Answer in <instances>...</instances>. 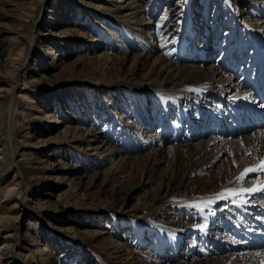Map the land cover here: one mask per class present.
I'll use <instances>...</instances> for the list:
<instances>
[{
  "label": "bare ground",
  "instance_id": "obj_1",
  "mask_svg": "<svg viewBox=\"0 0 264 264\" xmlns=\"http://www.w3.org/2000/svg\"><path fill=\"white\" fill-rule=\"evenodd\" d=\"M72 1L74 2L72 8L75 16L88 20L90 23L87 22V24L92 23L93 25L91 24L92 26L88 28L98 33L97 37H93L91 34L86 36V40H83L81 39L83 34L78 28L71 26L69 23L63 25L64 20L69 22L71 15L73 16L69 11L71 0L61 1L57 4V8L53 9V12L58 16H63L62 19L60 18L62 25L58 27L59 30L50 28L46 32H43L41 28V30L34 31L32 23L33 17L36 15L32 10L43 0L17 2L18 4L5 0L8 5L13 4L16 6L18 12H16L17 9L14 12H9L7 9L0 8V75L9 78L7 81L0 77V172L12 169L10 176L4 181L5 186H2L0 190L3 195L2 202L9 201V204H14L16 198L18 201L23 193H25V196H22L25 202L28 200L27 193L31 185L40 188L46 184L48 185V191L56 187L53 185L56 181L54 172L43 163V158L39 153L33 150L36 144L32 142L30 131L27 130L32 125L39 132L52 134L50 138L55 140V147L52 149L54 153L64 149L65 152L67 151L70 154V160L62 162L67 167V169L64 168L66 170L64 173L70 176V181L74 182V185L70 184L68 189L56 193L57 199H60L63 202L62 204L76 205L82 203L88 195L93 193L90 192L89 194L87 191L95 186L109 187L116 194L121 188L116 185L113 177L119 173L121 166L127 160L129 162V159H125V157L116 158L114 163L99 172L86 163L87 155L95 156L100 163L114 158L113 150L115 149L110 146L111 142L115 141H111L113 135L110 136L113 130L107 125L101 126L97 123L96 111H101L100 113H103L104 116L109 115L113 118V121L121 126V129L124 130L122 132L130 133V127H135L139 123L137 120L140 115L135 114L137 115L135 119H131L132 112L129 108L126 109L124 105H130L131 100L136 99L138 104L141 103V106H148L143 110H146V115L149 118L148 123L150 124L154 121L153 118L156 117L155 111L160 107L164 117L168 112L170 115L180 118L179 121L182 118H188L195 125L199 124L201 127L205 124V115L201 117L194 115L189 104L201 98L215 102L214 96L244 93L246 90L239 86L234 73L232 71L228 73L224 66L228 69L229 64L235 65L233 48L236 45L243 44L247 47L254 44L253 42L264 41L262 38H260L261 40L257 38L258 34L248 41L247 36L243 33L233 30L227 36L229 42H223L224 48H222V40L215 39V41H212L213 47H209V44L206 45L207 50L205 46L199 47L197 45L200 42L192 41L193 46L186 51L189 47L183 43L191 26L192 15L189 9L184 13H182L184 9L180 12H174L176 8L173 0ZM192 1L194 0H187L186 3L190 4ZM205 1V3L211 2V0ZM217 1L218 4L224 1L225 5L229 4L234 8H238V14L244 16L247 22H250L247 24L264 35V26L257 24L256 21V19L263 17L261 22H264V0H244L245 5L239 3V0L235 2L233 0ZM56 3H58L57 0ZM259 6L262 7L257 10ZM161 9L163 10L161 11ZM29 11L33 12L30 18ZM194 13L198 17L200 16L199 22L204 24L205 11L202 15L196 10ZM2 19L10 21L14 26L4 28L1 23ZM58 19L53 17L50 22L53 23L54 20ZM83 23L86 25V22ZM7 33H10V36L3 37ZM217 33L219 34V32ZM236 33L238 38L235 36ZM181 34L184 35L182 39ZM134 37L137 39L131 40ZM203 39L205 43L207 40L205 35ZM78 40H82V43L80 41L82 45L92 43L94 47L97 44H102L107 49L101 48V52L92 55L91 48H87L77 52L70 61L59 58L63 53L67 54L71 46L77 47ZM218 40L219 43H217ZM41 43L44 46L43 49ZM216 44L219 49L221 48V51L228 47L225 54L222 55L221 53L219 60L213 58L216 63L202 67L191 64L192 53L193 55L200 53L199 58L203 55L209 61L208 56L217 51V47L214 46ZM60 46L62 49H60ZM121 47L128 48L130 51H139L132 55L129 72L134 75L147 76L149 80L146 83L133 82L129 77L108 82L116 59H120L121 64L125 65L131 57L129 51H123L117 55L111 53V50ZM41 49L44 50L45 55L52 53L54 59L57 60L49 63L46 56L39 54ZM29 50L32 52L31 56H35V62L39 67L43 70L48 68V72L52 71V75L61 76L69 71L89 74V78L78 82L86 85L98 83L102 87L109 85L108 91L117 93L119 97L110 101L104 97L105 92L103 91H97V94L93 89H77L76 92L84 96L81 106L78 103L81 94L78 98L74 97L71 104L66 97L56 94L57 104L60 102L59 106L67 109L64 118H67L68 121H65L62 116H58L60 110L57 111L56 109L55 111V107L53 109L49 104V95H39L27 87V74L31 73L32 69L31 63L27 64ZM58 51L61 52L58 53ZM182 51L185 55L188 53L189 55H182ZM179 54L181 56L178 59L177 55ZM188 56H190V59ZM188 60H190V63ZM146 68L147 71L144 73ZM43 73H46L45 70ZM31 76H33V73ZM19 81L20 84H17ZM55 88L56 85H53L50 89L55 90ZM95 95H98V97H95ZM150 98L152 103H147ZM154 98L160 101L156 99L154 101ZM93 100L95 102L90 104ZM101 100L102 103L99 104ZM103 100L105 105H103ZM199 107L201 111L205 112L206 106L199 104ZM116 108H119V110H116ZM124 109L125 112H122ZM39 112L43 113L42 116H39ZM87 115L94 116L93 119H95L94 122L97 123L96 128L98 129L93 130L90 128L91 126L88 129L83 128L82 124L87 122ZM153 115L155 116L153 117ZM134 120H136V123ZM179 121H176V124H178L176 128L180 133V139L175 141V144L170 148L165 147V141L169 140L171 135L169 132L174 131V127L166 125L167 123L158 133L149 134L146 138L143 137V134H140L139 130L134 129L135 135H132L133 133L130 134L133 137L127 135V138L122 142L125 143L126 147L136 144V147H130L132 151L155 144V147H152V152L134 158H142L151 154L147 157V164L149 163V165L145 168L148 172L157 169L163 163L169 169V172H167L168 170L164 171L166 172L164 175L169 178L164 193H160L150 200L141 199L139 203L142 205L136 208L135 214L128 215L120 220L117 218L114 221L118 226L120 223L122 225L125 223L127 227L133 228L134 237L132 240L138 243L137 246L132 249L127 242L129 241L127 235H119L108 224L93 229L86 227V234L89 235L90 241L94 242L100 250L106 252L108 258L115 264H189L190 262L191 264H258V262L264 260V255L257 256L256 253H264L263 251L215 253L211 247L208 246V249L203 247L201 238L216 240L224 233L223 231L218 232L216 227H221L219 215L223 213L227 201L216 199L214 203L207 204V200L214 198L216 193L222 192L225 188H248L264 182V175L259 173L254 177L250 174L244 180L236 179L245 167L258 165L259 161L264 159V130L245 133L240 135L239 138H221L218 135L211 134L206 141L189 144L182 142L181 135L183 136V133L179 128L185 127L187 120L180 123ZM124 126H126V129H124ZM159 133L163 134L160 135ZM194 135L197 136V133ZM137 136L138 138H136ZM183 141H187V136ZM76 143H87L86 149L89 152L86 153L83 149V153L78 156L77 152L73 150ZM172 149L173 156L169 159V162L165 160V153L168 150L170 152ZM228 149L230 151L229 155H226L225 160L219 164L221 158L228 154ZM123 152L125 153L124 150ZM249 152L251 155L248 154ZM234 160L236 161L235 164L233 163ZM13 164H16L14 169ZM102 172L105 173L100 176ZM204 172L211 174V178L205 179V182L199 178V175ZM12 196H16V198H12ZM241 197L245 199L249 195L248 193H242L236 197H230L229 200ZM116 198L118 197L113 198V200L115 201ZM35 203L40 209L48 205L46 200L41 198H37ZM14 206L16 205L10 206L9 214H0V264H60L63 255L60 258L55 256L53 248L47 244L42 245L41 240L30 231L27 233L31 220L25 225L27 228L26 234L29 236L30 241L23 242L22 238L18 237V229L14 232L7 231L13 228L11 224L13 219L17 220L21 214L11 208ZM109 214L111 216L113 213L109 212ZM169 214H175L178 220L171 221L167 218ZM198 216L199 220L196 219ZM83 219H87L90 224L95 218L83 217ZM65 228L68 235L76 236L77 231L73 230L72 226ZM3 233L5 234L1 237ZM184 234L191 235L189 237L190 241L186 242L188 243L189 249H187L189 252L183 250L182 253L185 256L179 258L176 249L183 245ZM144 236L147 239L141 242ZM144 244H146V247L140 249ZM16 247L19 252L15 255ZM137 250L141 254L140 257H136ZM193 250H196L194 256L190 252ZM66 252H71L70 245ZM171 255L175 256V260L179 258L180 261L178 263L171 262V260H174L171 259ZM64 256H67V253ZM186 256L189 257V260H185L187 259Z\"/></svg>",
  "mask_w": 264,
  "mask_h": 264
},
{
  "label": "rangeland",
  "instance_id": "obj_2",
  "mask_svg": "<svg viewBox=\"0 0 264 264\" xmlns=\"http://www.w3.org/2000/svg\"><path fill=\"white\" fill-rule=\"evenodd\" d=\"M11 2H24V1H29V0H9ZM56 0H43V2H40L36 8H34V10H32L36 15L33 17V30L36 31L37 29H43V32L49 31L50 28L54 29V30H59V26L62 25V22H60V18L62 19L63 16H58V14H56L55 12H53V9L57 8V4L61 3V1L64 2V0H57L58 3L55 4ZM148 1V0H146ZM187 0H173V4L176 8V11L180 12L181 10L182 13H184V11L188 10L190 11L191 15H192V22H191V26L189 28V31L187 32V36L186 39L184 38L185 42L183 44L187 45V50L190 49L191 46H193V42L192 41H196L199 47L205 46L206 49V45L209 44V47L212 46V41L215 39H219L222 40L221 42H224L225 39H227V33L229 34V32L231 33L233 30L240 31L241 33H243L245 36H247V40L250 41L252 40L256 34H258L259 36H257L258 39L262 38L264 39V35L259 33L258 30L254 29L253 27L249 26L250 22H247V19L244 18V16H240L238 14V8H234L232 6L225 5L223 2H220V4H218L217 0H211V2L209 3H205L206 1L204 0H194L192 1L190 4L186 3ZM234 2L236 0H233ZM238 1V0H237ZM33 2V1H32ZM239 3L245 5L244 0H239ZM74 3L71 0V9L69 10L71 12V14H73V16L71 15V19L68 22V20H64L65 22H63V25L66 23H69L71 26H74L76 28L79 29V31L83 34L81 35V39H85L86 40V36L91 35L94 37L98 36V33L89 30L92 25L91 24H87V22H89L88 20H85L84 18L81 19L77 16H75V14L73 13V4ZM18 4V3H17ZM31 6V5H28ZM53 6V8H52ZM205 7V8H204ZM262 6H259L257 8V10L259 8H261ZM0 8L2 9H7L9 12H14L16 8V6H14L13 4H7V2H5V0H0ZM241 8V6H240ZM164 9V8H163ZM161 9V11L163 10ZM12 10V11H10ZM196 10V12L199 11V13L202 15L205 11V22L204 24H202V22L200 21V16L198 17L196 15V13H194V11ZM203 10V11H202ZM32 11H29V18L32 15ZM18 12V9L17 11ZM70 15V14H69ZM54 17L55 18H59L58 20H54L53 23L50 22V20ZM260 17V16H259ZM175 18V17H174ZM261 19L263 20V17H260V19H256V21L258 22L257 24L264 26V22H261ZM100 20V19H97ZM57 21V22H56ZM67 21V22H66ZM86 22V25H84L83 22ZM2 26H4V28H7L8 26H14L13 23H10V21H6V19H2ZM9 23V25H8ZM90 23V22H89ZM49 25V26H48ZM51 25V26H50ZM84 26V27H82ZM87 26V27H86ZM40 29V30H41ZM98 29V28H96ZM144 31V30H143ZM219 32V34L217 33ZM140 33V32H137ZM226 33V34H225ZM144 34V32H143ZM215 34V37H214ZM225 34V35H224ZM205 35V37L207 38L206 42L204 43V39L203 36ZM10 36V33H7L6 35H4L3 37L7 38ZM78 36V35H76ZM85 36V37H84ZM182 36H184L183 34H181V39ZM236 38H238L237 33L235 34ZM80 37V36H79ZM217 37V38H216ZM55 39V38H54ZM137 38L134 37L131 40H136ZM219 40L217 41V43H219ZM261 40V39H260ZM82 40H78V45L77 47H70V51H67L66 53H63L62 55L59 56V58L63 59V60H69L72 59V57H74V55L79 52V51H83L87 48H91V50L93 52H91L92 55H96L97 53L101 52V48L104 49L107 47H105V45L102 44H97V46H94V44L90 43V44H84L82 45ZM229 42L228 40L225 42L227 43ZM205 44V45H204ZM189 45V46H188ZM217 45V44H216ZM215 47H217V51L216 53H219L222 55L225 54L227 52L221 51V48L219 49L218 45ZM228 45V44H226ZM53 46V45H51ZM19 47V46H18ZM41 47L43 49V44L41 43ZM96 47V48H95ZM56 48V47H55ZM18 49V48H15ZM39 52V54L46 56L48 62L52 63V61H56L57 59H54L53 54H49L47 53L46 55L44 54V50H42ZM60 49H62V47L60 46ZM79 49V50H77ZM207 50V49H206ZM109 51V50H107ZM123 51H129V53L131 54V57L126 61L125 65L121 64V60L116 59L117 61L115 62V66L113 67L112 71H111V76H110V81H116L119 80L120 78H124V77H129L133 82L136 83H146L149 79L147 78V76H143L142 74H131L129 72V68H130V64L132 63V55L135 53H138L139 51L134 50V51H130L128 48L125 47H121V48H117L116 50H111L112 54H118L121 53ZM61 51H58V53H60ZM65 52V51H64ZM69 53V54H68ZM216 53H213V55H215ZM32 52L29 50V55H28V59H27V64L30 62L31 63V73L27 74V79H28V84L27 87L30 88L31 91L36 92L37 94H47L49 95L48 99H49V104H51V106L55 107V111L57 109L60 110L58 111V116H62L63 119L65 121H68L67 118H64V114H66L67 109L60 107V102L57 104L58 98H56V94H61L62 97H66L67 101H69V103L71 104L72 101H74V97L78 98V96H80L81 93H77V89H93L94 91H96V93L98 94L97 91H103L105 92L104 97L109 99L110 101L116 100L119 96L117 93H111L109 90V85H107L106 87H102L101 84H95V85H89V84H80L78 81L81 80H86L87 78H89V74H85V73H77V72H66L65 74H62L61 76L59 75H52V71L48 72V68H44L45 70V74L43 73L44 70L41 69L39 67V65L35 62V56H31ZM66 54V56H64ZM182 55H185L184 51H182L181 53ZM181 54L177 55L178 59L180 58ZM38 55V54H37ZM36 55V57H37ZM189 55L186 54L185 56ZM198 55H200V53L193 55V53L191 54L192 60H191V64L193 65H198V66H205V65H209V64H213L216 63L214 62L215 60H213V55L208 56V60L201 55V58L198 57ZM196 56V57H195ZM190 59V56H188ZM204 59L205 63H202V60ZM130 60V61H129ZM120 61V62H119ZM179 61V60H178ZM188 62L190 63V60H188ZM49 65V64H48ZM47 65V66H48ZM224 66V64H223ZM230 66V64H229ZM50 67V66H49ZM224 69L228 72L231 73V70L227 68ZM41 70H43V72H41ZM147 71V68L144 70V73ZM33 73V76H31V74ZM233 74V73H232ZM43 75L45 76L43 77ZM48 75V76H47ZM4 77H2L0 75L1 78L5 79V80H9V78L5 75H3ZM85 76V77H84ZM235 76V75H234ZM69 77V78H68ZM57 82V83H56ZM79 83V84H78ZM20 84V81L17 83ZM53 85H56L55 90H51L50 88L53 87ZM101 93V92H100ZM101 95V94H100ZM116 96V98H115ZM95 97H98V95H95ZM84 96L83 94H81V96L78 99V103L81 104L82 106V100H83ZM156 98H154L153 100L155 101ZM158 100V99H156ZM140 101V100H139ZM153 101V102H154ZM160 101V100H158ZM95 100L91 101L90 104L94 103ZM135 102V103H134ZM152 103V99H148L147 103ZM208 101H206V98H201L200 100H196L194 103H190V108L192 109L191 111L193 112L194 115H197V112L199 111L200 107L199 104H202L204 107L206 106V103ZM77 103V104H78ZM102 103L99 102V104ZM127 104V103H126ZM163 104V101H162ZM103 105H105L104 100H103ZM128 105V104H127ZM125 106L126 109L129 108V110H131L130 112H132V116L131 119H135V114L140 115L139 119L137 121H139V123H137V126H132L130 127L131 129H129L130 133H124L122 132L123 129H121V126L116 122L113 121V118L110 117L109 115H103V113H100L99 111H96L95 113V118L98 119V122L101 126L107 125V127H111L110 129H112V133L110 134L113 135V139L115 141L111 142V147H114L115 150L113 155L114 158L113 159H107L104 160L103 162L100 163L99 159L96 158L93 155H87V159H86V163L91 165L96 171H103L105 168L109 167V165H111L112 163H114V161L116 160V158H122L125 157V159H129V162L127 160V162L125 164H123V166H121V169L119 171V173H117L116 175H114L115 177L114 180L116 181V185L119 186L121 188L120 191H118L116 194L111 190V188L109 187H105L102 188L101 186H95L91 189H89L87 192L92 193L91 195H88L84 201L82 203L79 204H62L63 202L60 199H57L56 193L61 191V190H66L68 189V187L70 186V184L74 185V182L70 181V176L67 174H65L64 172L66 171L64 168L67 169L66 166L63 165L62 161H69L70 159V154L67 153V151L65 152L64 149H60L58 152H53L52 149H54L55 145V140L51 139L50 136H52V134L50 135V133L48 132H39L37 130V128L34 127V125H32V127L29 129H27L28 131H30V138L32 140V142H34L36 144L35 148L33 150H35V152H38L39 155L43 158V163L46 164L49 169H51L52 172H54V176L55 177V182L53 185H55L56 187H53V189H49L48 191V185H43L42 187L38 188V187H34V185H31L29 187V191L27 193L28 197L25 202L23 200V197L25 196V193L22 194V196L20 197V199L17 201L16 196H12V198H16V202H14V204L12 203H8L9 201H5L2 202L3 199V195L1 194L0 191V214L4 213L3 215H7L10 213V206L11 205H16L14 207L15 211H19L21 214L18 216V219H13L12 221V227L8 229L7 231L10 232H14L16 231V229H18L17 233H18V237L22 238L23 242L24 241H30L29 240V236L26 234V223L31 220V223L29 224V230L27 231V233L30 231L33 235H35L36 237H38L41 240V244L42 245H49L51 248H53L55 250L54 255L59 257L60 256L63 257L61 258V262H59L60 264H115L113 263V261L111 259L108 258L106 252H103L102 250H100L97 245L94 242H91L89 235L86 234V227H90L91 229L95 228V227H102L103 225H109L111 226V229L116 230V232L119 235H127V239L129 241H127L129 243V246L133 249L135 248V246H137V242H135L133 239L134 237V230H132L133 228L130 226H126L125 223H120V225H116L114 223V221L119 218V220L121 218H124L128 215H132L135 214V210L137 207L141 206L142 204L139 203V201L141 199L143 200H150L151 198L156 197L157 195H159L160 193H164L166 191L167 185H168V180L169 178L167 177V175H164L165 170H168L167 172H169V169L166 167V164H161L159 165V167L155 170L149 171L147 169H145L147 167V165H149V163L147 164V157L150 155H146L143 156L142 158H134L136 156H140L146 153H150L152 152V147H155L154 145H151L147 148L144 147H140L138 149H135L134 151H132L130 149V147H136V144H132L129 147H126L125 143H122L127 137V135L132 136L135 135V130H139L140 134H143V137H147L149 134L152 133H158L159 130H161L163 128V126H165L164 124L167 123L166 125H172L175 127V125L178 126V124H176V121H179L180 118L175 117V115H170L168 112L166 113L165 117L163 115V112L161 111V108L158 107L159 109H157L156 112V119H154V121L150 124L148 123L149 118L146 115V110L144 111V108H147L148 106L146 105L145 107L141 106V103L138 104L136 99H133V101L131 100L130 105ZM123 106V105H121ZM130 106V107H129ZM138 106V107H137ZM160 106V103H159ZM58 107V108H57ZM131 108V109H130ZM163 108L166 109V107L163 106ZM134 109V110H133ZM116 110H119V108H116ZM122 112H125V109L122 110ZM145 112V113H144ZM42 112H39V116H42ZM125 114V113H123ZM150 115V113H149ZM170 115V117H169ZM86 117V121L82 124L83 128H90L91 129H98L97 127V123L94 122L95 119H93L94 116H89ZM155 115H153L154 117ZM161 116H163L161 118ZM175 117V118H174ZM164 118V119H163ZM177 119V120H176ZM188 121V118H182L180 122L183 121ZM134 122L136 123V120H134ZM157 123V124H156ZM134 125V123H132ZM140 126H139V125ZM144 124V125H143ZM153 124V125H152ZM150 125V126H149ZM183 126V124H182ZM126 126H124V129ZM139 127V128H138ZM168 127V126H167ZM181 133H183V136L181 135V140L182 142H186V143H199L202 141H206L208 138H210V135H207V137L205 138H199V140H194L193 138H190V135L188 132H186L185 127H179ZM135 129V130H134ZM171 129V128H170ZM169 129V130H170ZM131 130V131H130ZM124 131V130H123ZM133 131V132H132ZM133 133V134H132ZM171 135L173 136L172 133H174V131H170L169 132ZM206 133V132H205ZM132 134V135H130ZM160 135H162L163 133H159ZM187 136V141H183L185 139V137ZM109 136V137H110ZM169 136V134L167 135V137ZM180 136V133H179ZM194 138H197L196 135H193ZM106 137V136H105ZM116 137V138H115ZM123 137V138H122ZM125 137V138H124ZM133 137V136H132ZM241 137V136H240ZM115 138V139H114ZM138 138V136L136 137ZM239 138V137H237ZM48 139V140H46ZM189 139L193 140V141H189ZM128 140V139H127ZM46 141V142H45ZM175 144V141L172 142V140L169 138V140L165 141V147H172ZM87 143H83V144H75L73 147V150H75L77 152V155L79 156L80 154L83 153V149H85L84 152L88 153L89 151L86 149L87 148ZM123 150L125 151V153L123 152ZM228 154H225V156H223L221 158V160L218 162L219 164L222 163L225 160L226 155L228 156L230 151L229 149L227 150ZM49 152V153H48ZM64 152V153H63ZM50 154V155H49ZM165 160H168L173 156V149L169 152V150L167 151V153H165ZM133 156V157H132ZM170 162V161H169ZM16 164H13V169L15 168ZM126 166V167H125ZM12 169H7L4 170L2 172H0V179H2L0 181V190L2 188V186H5V182L6 179H8V177L11 174ZM105 172H102L100 174V176H102ZM168 174V173H167ZM79 175V174H78ZM4 176V177H3ZM169 176V175H168ZM252 177H254V174H251ZM199 178L201 179V181L205 182L204 180L207 178H211V174L209 172H204L202 174L199 175ZM118 179V180H117ZM101 187V188H100ZM191 187V186H190ZM104 189V190H103ZM48 191V192H46ZM91 197V198H88ZM116 198V200L114 201L113 198ZM37 198H41V199H45L47 202V206L44 208H38L35 204V201ZM94 199V200H92ZM96 199V200H95ZM112 200V201H111ZM117 201V202H116ZM87 202V203H86ZM105 203V204H104ZM116 203V204H115ZM119 203V204H118ZM95 204V205H94ZM88 209V210H87ZM134 210V211H133ZM109 212H112L114 214H109ZM171 216V217H170ZM175 214H169V217H167L168 219H170L171 221H175L178 220V217H175ZM83 217L86 218H95L93 221L90 222L87 221V219H83ZM111 217V218H110ZM114 219V220H110V219ZM166 218V219H167ZM197 220H199V216L196 218ZM195 219V220H196ZM72 226L73 230L77 231V234L75 237H73V235H68L67 231L65 230V227H69ZM127 228H126V227ZM110 229V228H107ZM133 232H131V231ZM37 232V234H36ZM198 232V231H197ZM6 233V232H5ZM3 233L1 235V237L4 236ZM191 235L190 234H184L183 235V245H181V247L179 246L176 250H178V252L176 253L177 256H179V258L185 256L182 251L185 250L183 248H185L186 245H188V243H186V237L189 240V237ZM149 238V237H148ZM2 239V238H1ZM147 237L144 236L141 239L146 241ZM1 242V240H0ZM136 243V245H135ZM191 243V242H189ZM71 246V252H66L68 246ZM190 245V244H189ZM184 246V247H183ZM146 247V244L142 245L143 249ZM138 249V248H137ZM189 249V248H188ZM188 251L189 250H185ZM19 250L17 249V247L15 248V255L16 253H18ZM192 252V255L194 256L196 253V250L190 251ZM67 253V256H64V254ZM140 252H136V257L139 256L140 257ZM144 258V257H141ZM159 258V257H158ZM179 258L177 260H175V256L171 255V262H175L178 263L180 260ZM187 259L185 260H189L186 256ZM139 259V258H137ZM137 259H135L136 261H138ZM52 264V263H50ZM191 264V262L189 263Z\"/></svg>",
  "mask_w": 264,
  "mask_h": 264
},
{
  "label": "snow or ice",
  "instance_id": "obj_3",
  "mask_svg": "<svg viewBox=\"0 0 264 264\" xmlns=\"http://www.w3.org/2000/svg\"><path fill=\"white\" fill-rule=\"evenodd\" d=\"M251 155V153H248ZM233 163L235 164L236 161L234 160ZM264 172V159H261L259 161L258 165H252L249 167H245L243 171L237 176V180H244L246 177H248L252 173H261ZM264 191V182H261L257 185H253L252 187L248 188H225L222 192L216 193L214 198L209 199L206 201L207 204H212L215 202L216 199H229L230 197H236L238 195H241L242 193H256V192H261ZM243 199V197H241ZM233 203H236L237 201L233 199ZM246 202V201H245ZM257 256L264 255V253H256ZM262 264H264V261H262Z\"/></svg>",
  "mask_w": 264,
  "mask_h": 264
}]
</instances>
